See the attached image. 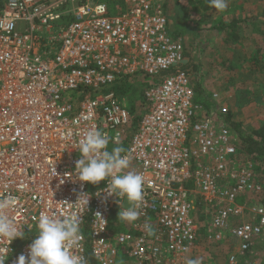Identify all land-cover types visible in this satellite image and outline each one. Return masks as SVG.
<instances>
[{
    "label": "built area",
    "instance_id": "2783aa9c",
    "mask_svg": "<svg viewBox=\"0 0 264 264\" xmlns=\"http://www.w3.org/2000/svg\"><path fill=\"white\" fill-rule=\"evenodd\" d=\"M120 4L111 11L104 0H0V200L12 198L3 211L22 233L0 238V254L5 264L27 258L46 213L81 218L73 251L85 260L89 252L96 264H168L200 238L221 244L227 237L237 249L228 262L236 264L263 237L264 208L248 200L261 198L264 184L220 117L226 110L195 105L190 78L177 70L184 48L169 33L163 0ZM136 76L152 80L128 136L135 118L115 88ZM91 130L108 147L124 144L126 171L143 176L133 223L110 222L114 209L131 206L126 198L109 196L104 181L77 179L78 147ZM81 192L87 208L74 204Z\"/></svg>",
    "mask_w": 264,
    "mask_h": 264
},
{
    "label": "rangeland",
    "instance_id": "374dc122",
    "mask_svg": "<svg viewBox=\"0 0 264 264\" xmlns=\"http://www.w3.org/2000/svg\"><path fill=\"white\" fill-rule=\"evenodd\" d=\"M166 1V6L170 1L173 3V0ZM178 1L179 7L182 6L186 10L185 22L189 30L185 35L189 34L193 43L189 53L201 67L203 82L219 85V82L223 80L221 83L229 86L224 91L225 93L226 90L229 91V94L226 93L230 95L229 100L226 101L228 98H225L223 103L220 93L217 90L214 91L213 94L219 95L217 101H213L215 108L225 109L226 113H231L233 121L241 123L244 130L252 133L264 124V0H260V6H258L259 1L255 4L250 2L253 6L250 4L247 8L241 10L235 8L229 12L237 16L234 18L241 17L246 20L237 29L240 37L238 41L227 39L224 32L215 29L219 24L230 22L232 18L228 14L224 15L227 12L222 14L223 11L212 9L211 6L207 11L194 10L192 4H189L190 0ZM209 4L203 1L202 7L206 8ZM107 5L111 11L119 8L117 3L112 5L107 3ZM183 38L177 40L184 43ZM151 80L152 78L149 77L136 76L118 87L119 98L128 105V110L132 108L131 114L134 118L140 117L143 113V92ZM250 161L253 163L257 179L264 184V166L258 161L251 159ZM196 197V194L191 195L193 201ZM248 202L250 205L257 204L264 208V194L261 198H251ZM125 205H129V202L126 201ZM195 215L199 216L196 210ZM110 222L114 226H119L121 223L117 209L113 210ZM197 245L196 252L186 257L198 259L200 264H210L207 259H210L213 264H229V256L237 253L235 243L233 246L227 241L215 244L207 243L200 238ZM118 264L133 263L128 259H121ZM236 264H264V233L261 239L253 243L247 253L236 257Z\"/></svg>",
    "mask_w": 264,
    "mask_h": 264
},
{
    "label": "clouds",
    "instance_id": "9594fccd",
    "mask_svg": "<svg viewBox=\"0 0 264 264\" xmlns=\"http://www.w3.org/2000/svg\"><path fill=\"white\" fill-rule=\"evenodd\" d=\"M210 6L218 11L228 8V0H209ZM109 140L99 130H91L80 141L78 151L80 158L75 164L77 179L83 184L97 185L104 181V191L109 196L126 198L130 203L127 209L119 210L118 219L122 222H135L140 212L139 202L143 199V176L134 171H126L130 160L122 155L123 149L115 147L108 150ZM71 175V174H69ZM89 195L81 192L77 203L87 208ZM12 198L0 200V238L13 241L22 238V233L14 221L8 216L6 209L11 207ZM72 204V203H69ZM95 216H100L96 213ZM102 219V218H101ZM81 218L58 219L41 213L38 217V234L29 245V255L21 254L17 264H86L82 255L73 249L79 247ZM149 234L151 226L145 224ZM0 264H5V256L0 254ZM187 264H200L198 259H189Z\"/></svg>",
    "mask_w": 264,
    "mask_h": 264
},
{
    "label": "trees",
    "instance_id": "16d2710c",
    "mask_svg": "<svg viewBox=\"0 0 264 264\" xmlns=\"http://www.w3.org/2000/svg\"><path fill=\"white\" fill-rule=\"evenodd\" d=\"M104 1L108 4L110 3L111 5L115 4L116 2H120V0H104ZM203 1H207V3H210L209 0H193V1L190 0L189 4H192L194 10L199 9L200 11H207L210 7V4L206 8L202 7ZM180 8L181 7H179L178 0H173L172 4L167 3V6L165 5V8H164L165 10L164 14H165L167 21L173 20L174 18H178L177 17V15L179 14L178 9ZM181 11L183 13L185 12L186 14L185 9ZM245 22L246 20H238L236 18H233L228 23L219 24L215 29L218 30L219 32H224L227 39L238 41L240 37H239V34L237 33V29L239 28V26L243 25ZM184 28L176 29L175 31H173L170 34L171 37L175 40L183 38L185 36V33H187L188 31L187 26ZM182 44L184 43L182 42ZM186 56H188V54ZM177 70H181L185 72L186 75L190 79L193 78L191 80V84L193 85V92H194V97H195L194 103L197 106L206 107V104L203 103L204 101L202 99V94L200 92L199 85L197 84V78L195 75L191 73V69L189 68V66L181 65ZM129 111L133 113L132 108H130ZM223 118L225 122L229 125V127L236 133L239 139V142H240V148L243 149V152H245V154L251 160L258 161L260 164L264 166V124H262L261 127L256 129L255 131H252V133H250L242 128L241 123L233 121L231 113L229 112L226 113L223 116ZM138 122H139V118H135L133 120L132 129L128 132V136L132 135L136 131ZM120 147L124 148V144H122ZM113 148L115 147L109 146L108 150L111 151ZM195 201L196 203L199 202L198 197H196ZM195 209H196V213H199V216H198L199 220H203L200 206L198 205L195 206ZM201 232H203V230H201ZM84 235L86 239H88V232L86 229L84 230ZM30 238L31 237H29L28 239ZM86 260L88 264H96L89 252L86 255Z\"/></svg>",
    "mask_w": 264,
    "mask_h": 264
},
{
    "label": "crops",
    "instance_id": "0c3cea01",
    "mask_svg": "<svg viewBox=\"0 0 264 264\" xmlns=\"http://www.w3.org/2000/svg\"><path fill=\"white\" fill-rule=\"evenodd\" d=\"M256 1H259L258 6H260L261 5V1L260 0H228V9L226 11H223L222 14H224V12H227L224 15L226 16L228 14L229 17H231L233 19L234 16L235 17H237V16L236 15H231L229 13V12H231L232 9H235L236 8V10H238V9L241 10L242 8L249 7L250 4H251L250 2H253V4H255ZM163 2H164V5H163V9H164L167 1L166 0H163ZM116 3L118 4V6H121L120 2H116ZM169 4H172V2L170 1ZM253 4H251V6H253ZM229 8H230V10H229ZM212 9H214V8H212ZM181 10H184V8L182 6H181L180 9H178V11H179V14L177 15L178 18H174L173 20H170V21L168 20V29H169L170 34L173 31H175L176 29H182V28L186 27V22H185V20H187L186 19V15H185V12L183 13ZM236 19H238V20H245V19H242L241 17L240 18H236ZM188 28L189 27H187V29ZM184 29H186V28H184ZM183 41H184V44H183V48H184V53H183L184 60H183L182 66L188 65L189 68L191 69V73L193 75H195L196 78H197V84L199 85V89H200V92L202 94V99L204 101L203 103L206 104V107L203 106L202 108L204 110H209L211 107H215V104H214V102L212 100V95H213V93H214L215 90H217L220 93V95H221L220 98H222V103L225 100V98H228V99H226V101L229 100L230 95H227V94H229V91L226 90V93L227 94L224 92L225 89L229 88V86L227 84H225V83L224 84L221 83L223 80L221 82H219V85H217V84H211V85H209V84L203 82L204 81L203 80V74L201 73V70H200L201 67L198 66V63L192 58V54L189 53V51L192 50L191 47L193 46L192 45L193 43H192V41H191V39L189 37V34H187V35L184 36ZM187 54H188V56H186ZM192 79H190V80H192ZM128 82L129 81H127V82L125 81V83H128ZM148 83H150V81ZM122 85H123V83L120 86H122ZM192 87H193V85H192ZM115 89L117 90V92L119 94L118 87L115 88ZM218 97H219V95H218ZM120 100H121V103L123 105H125L123 103V101H122L121 98H120ZM223 105L224 104H222V106ZM125 106L128 107L127 104ZM227 238L229 240L226 239L223 243H225L227 241L230 245H233L234 246V243L235 242L231 238H229V237H227ZM197 247H198V245L192 251L193 253L196 252L195 250H197ZM188 260L189 259H187V257H185L184 259H176L175 261L169 262L168 264H187V261ZM207 260H209V263L210 264H213V262L210 259H207Z\"/></svg>",
    "mask_w": 264,
    "mask_h": 264
}]
</instances>
